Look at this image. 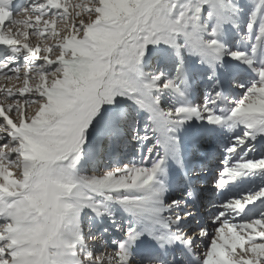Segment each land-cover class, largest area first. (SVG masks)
<instances>
[{
	"label": "snow or ice",
	"instance_id": "snow-or-ice-1",
	"mask_svg": "<svg viewBox=\"0 0 264 264\" xmlns=\"http://www.w3.org/2000/svg\"><path fill=\"white\" fill-rule=\"evenodd\" d=\"M0 264H264V0H0Z\"/></svg>",
	"mask_w": 264,
	"mask_h": 264
},
{
	"label": "bare ground",
	"instance_id": "bare-ground-1",
	"mask_svg": "<svg viewBox=\"0 0 264 264\" xmlns=\"http://www.w3.org/2000/svg\"><path fill=\"white\" fill-rule=\"evenodd\" d=\"M210 167L213 169V172L215 171V163H212L210 165ZM194 175V179H193V183L197 186L198 189H204L205 186L207 185V188L209 190L203 191L202 192V197L204 198H210L211 197V185L210 183H208L211 180V176H204L203 174H201L199 179H196V173L193 174ZM200 206H202V214L204 215L205 220H208L210 218L209 214H210V209L207 206V201L206 199H202L200 202ZM197 244L201 247V251H203V242L201 243L200 240H197Z\"/></svg>",
	"mask_w": 264,
	"mask_h": 264
}]
</instances>
